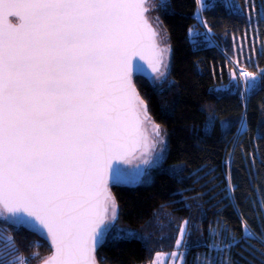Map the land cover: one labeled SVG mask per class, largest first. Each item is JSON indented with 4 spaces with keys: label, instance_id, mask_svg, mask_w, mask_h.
Segmentation results:
<instances>
[{
    "label": "snow or ice",
    "instance_id": "obj_1",
    "mask_svg": "<svg viewBox=\"0 0 264 264\" xmlns=\"http://www.w3.org/2000/svg\"><path fill=\"white\" fill-rule=\"evenodd\" d=\"M147 2L0 0V218L6 214L3 222L17 231L23 226L50 240L54 255L44 264H97L96 250L113 229L108 222L117 219L118 204L109 185L120 183L121 177L114 165L141 146L148 150L164 145L155 160L145 159L144 164L158 166L165 158L167 134L153 121L134 80L139 73L154 88L170 83L171 69L165 62L170 48L158 44L161 32L145 15ZM197 4L199 16L207 5L205 0ZM228 7L256 30L264 27V8L258 11L255 5L244 8L235 3ZM159 8L168 13L170 0H161ZM202 24L205 32L189 29V39L195 44L194 37H203L215 47L212 28L206 21ZM259 54L264 59V42ZM226 59L232 65L234 87H239V77L244 92L251 95L262 81L238 58ZM260 76L264 78V69ZM145 123L152 124L151 142L142 132ZM215 123L210 116L205 132H211ZM240 129L249 131L246 119L240 121ZM257 133V139L264 141V129ZM170 171L180 178L185 168ZM201 171L193 173L194 183H199ZM227 182L241 235L218 219L215 227L210 226V242L196 245L206 249L205 264H240L242 252L254 247L251 241L264 245V227L259 234L249 227L235 198L239 186L230 174ZM258 211L264 215V197ZM168 220L176 232L170 258L173 264H187L186 253L192 250L186 239L190 220L178 225H173L171 216ZM134 236L126 232L121 238ZM0 264H28L11 237L0 247ZM155 264H160L159 255Z\"/></svg>",
    "mask_w": 264,
    "mask_h": 264
},
{
    "label": "trees",
    "instance_id": "obj_2",
    "mask_svg": "<svg viewBox=\"0 0 264 264\" xmlns=\"http://www.w3.org/2000/svg\"><path fill=\"white\" fill-rule=\"evenodd\" d=\"M160 2L156 0L154 11L171 50L170 83L154 88L142 77L134 76V80L153 121L167 134L166 155L150 169L148 182L136 187L110 186L118 204L117 219L106 243L96 250L97 264H150L157 253L175 251L176 232L168 226L169 216L173 225L190 220L191 234L186 239L192 250L186 253L188 262L194 253L206 251L196 245L210 242V226L215 227L218 219L226 221L239 237L240 219L228 199L229 174L232 183L239 186L235 198L249 227L257 234L264 227V215L258 211L264 197V141L257 139V129H264V78L260 76L264 59L259 54L264 27L256 30L228 7L229 3L244 8L255 5L259 11L264 0H205L202 17L212 28L215 47L203 37H194L195 44L189 39V29L205 32L196 19L197 0H170L168 13L160 10ZM13 23L17 21L13 19ZM226 57L238 58L241 66L246 65L262 81L251 95L244 96L245 86L239 77V87H234L232 65ZM210 116L216 123L206 133ZM242 119H246L249 131L238 135ZM179 167L185 168L180 178L170 171ZM200 168L204 171L199 173V183H194L193 173ZM206 172L212 174L206 176ZM181 192L183 197L174 195ZM187 204L191 209L185 207ZM5 218L6 214L0 218V247L11 237L28 264H41L52 256L50 240L23 226L17 231L3 222ZM126 232L135 236L121 238ZM169 236L173 239L166 238ZM250 243L254 247L242 252L240 264H264V245L257 240Z\"/></svg>",
    "mask_w": 264,
    "mask_h": 264
},
{
    "label": "rangeland",
    "instance_id": "obj_3",
    "mask_svg": "<svg viewBox=\"0 0 264 264\" xmlns=\"http://www.w3.org/2000/svg\"><path fill=\"white\" fill-rule=\"evenodd\" d=\"M155 2H156V0H155L153 3L149 4V6H148V7H149V12H150V18H147V19L149 20L150 23H152V25H153L155 28H157L158 31L161 32V36L158 38V43H159V45L162 46V47H166V46L169 47L168 44H167V41H166V39H165V36H164V34H163V31H162V29L160 28V26H159V24H158V22H157V20H156L155 11H154V10H155ZM260 7H261V9L264 8V6H262V5H260ZM261 9H260V10H261ZM149 12H148V14H149ZM148 14H147V17H148ZM196 19H197V21H198L201 25H203L202 22H203L204 20H203V17H202V11H201V13H200L199 16H198L197 13H196ZM242 82H243V80H242ZM243 84H244V82H243ZM244 86H245V85H244ZM244 96H246V93H245V92H244ZM145 128H146V134H147V136H148L147 141H148V142H151V140H154V133H153V129H152V124L147 123V124L145 125ZM242 132H243V131L240 129V130H239V133H242ZM161 147H163V145H159V144L155 145V147H153V148H151V149L148 150V151H149V152H148L149 155H148V154H143V157H144V158L148 157V159H149L150 161L155 160L156 155H157V153L159 152V150H160ZM152 167H155V166H153L152 163L145 164L144 174H143V176H142L141 183H142V182H148V181L151 179L150 176H149V171H150V169H151ZM171 253H172V252H159V253H157V254L155 255L153 261H152L150 264H155L157 255L160 256V264H173V261H172L171 258H170ZM203 253H204V252H202V253H200V252H196V253H194V254L191 256L189 262L187 261V255H186V261H187V264H205V261H204V258H203ZM198 256H200L201 259L198 260V259H197ZM51 257H52V256H50L49 258L45 259L43 262H45L46 260L50 259ZM43 262H42V263H43ZM42 263H41V264H42Z\"/></svg>",
    "mask_w": 264,
    "mask_h": 264
},
{
    "label": "water",
    "instance_id": "obj_4",
    "mask_svg": "<svg viewBox=\"0 0 264 264\" xmlns=\"http://www.w3.org/2000/svg\"><path fill=\"white\" fill-rule=\"evenodd\" d=\"M155 0H148L147 2V7L149 6V4L153 3ZM149 9V7H148ZM149 10L146 12V17H147V14H148ZM15 19V18H13ZM18 23V21H17ZM150 23V22H149ZM152 24V23H151ZM154 27V26H153ZM159 44V43H158ZM161 48H163L162 46H160ZM170 55H171V50L169 53H166L165 54V62L169 64L170 62ZM139 63H143V62H139ZM146 68V66H145ZM134 76H140L139 73H137L136 75ZM146 79V78H144ZM148 80V79H146ZM147 123L144 124L143 128H142V132H143V135L146 137V140L148 138L147 134H146V128H145V125ZM150 124V123H149ZM148 142V141H147ZM151 149V148H149ZM148 149V150H149ZM148 150H145L143 146H141L140 148H138L126 161L124 162H117L116 165H114V167H117L120 169V177H121V182L120 183H111L109 185V187L111 185H114V186H126V187H136L138 186L139 184H141V179H142V176L144 174V169H145V164H144V160L145 159H148V157L144 158L143 157V154H148L149 155V151ZM134 160H138L139 162H143V164H138L137 167L135 168V172H137L138 170L141 171L140 174H137V177H136V183H132L131 182V177H130V174L128 172H126L123 168L126 167L129 163H131L132 161ZM116 221V220H115ZM115 221H109L108 223L111 224V225H114L115 224ZM54 255V249H53V254L52 256ZM44 264V262L42 263Z\"/></svg>",
    "mask_w": 264,
    "mask_h": 264
},
{
    "label": "flooded vegetation",
    "instance_id": "obj_5",
    "mask_svg": "<svg viewBox=\"0 0 264 264\" xmlns=\"http://www.w3.org/2000/svg\"><path fill=\"white\" fill-rule=\"evenodd\" d=\"M151 148H153V147H151ZM138 164H143V162H139L138 160H134L131 163H129L126 167L123 168L126 172H128L130 174L132 183H134V182L136 183L137 174L141 173L140 170L135 172V168L137 167Z\"/></svg>",
    "mask_w": 264,
    "mask_h": 264
}]
</instances>
